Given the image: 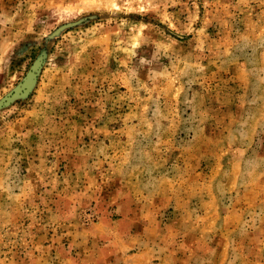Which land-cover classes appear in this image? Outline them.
I'll use <instances>...</instances> for the list:
<instances>
[{"label":"rangeland","instance_id":"374dc122","mask_svg":"<svg viewBox=\"0 0 264 264\" xmlns=\"http://www.w3.org/2000/svg\"><path fill=\"white\" fill-rule=\"evenodd\" d=\"M0 264H264V0H0Z\"/></svg>","mask_w":264,"mask_h":264}]
</instances>
